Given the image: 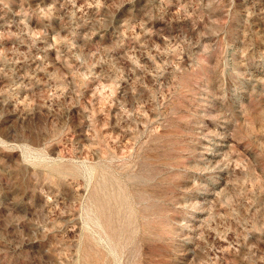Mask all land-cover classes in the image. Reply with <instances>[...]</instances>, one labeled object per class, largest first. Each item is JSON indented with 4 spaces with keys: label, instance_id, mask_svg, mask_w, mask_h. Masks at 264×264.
<instances>
[{
    "label": "rangeland",
    "instance_id": "374dc122",
    "mask_svg": "<svg viewBox=\"0 0 264 264\" xmlns=\"http://www.w3.org/2000/svg\"><path fill=\"white\" fill-rule=\"evenodd\" d=\"M0 264H264V0H0Z\"/></svg>",
    "mask_w": 264,
    "mask_h": 264
},
{
    "label": "bare ground",
    "instance_id": "6f19581e",
    "mask_svg": "<svg viewBox=\"0 0 264 264\" xmlns=\"http://www.w3.org/2000/svg\"><path fill=\"white\" fill-rule=\"evenodd\" d=\"M104 186H105V185H104ZM102 202H103V201H102ZM102 202H100L99 205L103 206L104 202H103V203H102Z\"/></svg>",
    "mask_w": 264,
    "mask_h": 264
}]
</instances>
